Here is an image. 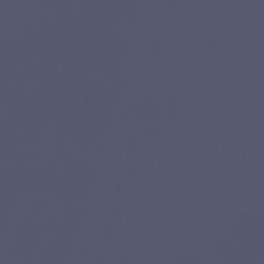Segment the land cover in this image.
<instances>
[{
  "label": "water",
  "instance_id": "water-1",
  "mask_svg": "<svg viewBox=\"0 0 264 264\" xmlns=\"http://www.w3.org/2000/svg\"><path fill=\"white\" fill-rule=\"evenodd\" d=\"M0 264H264V0H0Z\"/></svg>",
  "mask_w": 264,
  "mask_h": 264
}]
</instances>
